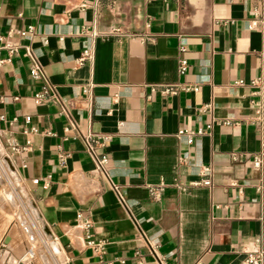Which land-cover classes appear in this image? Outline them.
<instances>
[{
	"label": "crops",
	"instance_id": "crops-1",
	"mask_svg": "<svg viewBox=\"0 0 264 264\" xmlns=\"http://www.w3.org/2000/svg\"><path fill=\"white\" fill-rule=\"evenodd\" d=\"M9 33L21 48L0 65V158L64 264H156L148 243L169 264H239L264 239V0H0V46ZM24 47L53 102H35L44 82ZM87 130L106 138L105 174Z\"/></svg>",
	"mask_w": 264,
	"mask_h": 264
},
{
	"label": "built area",
	"instance_id": "built-area-1",
	"mask_svg": "<svg viewBox=\"0 0 264 264\" xmlns=\"http://www.w3.org/2000/svg\"><path fill=\"white\" fill-rule=\"evenodd\" d=\"M34 29L32 27H29L26 31L17 32L16 34L19 37H24L26 35L32 34ZM11 33H9L8 38L1 40L2 44L0 46V50H5L8 53L9 58L7 60L0 59V65L3 64L6 61H9V59L13 56H16L19 52V49L21 48L17 43H13L11 40H9ZM260 54L262 57H264V47L261 49ZM24 56L27 57L30 61V68H29V74L30 76L35 80H41L44 82V86L42 88V91L34 95V100L36 103H49L53 102L54 96L51 93V89L49 85L47 84L44 74L41 70V67L37 61V59L33 56L31 49L29 47H24ZM93 58V52L91 49L84 50L79 58L75 61L77 66H81L84 63L88 62L89 60H92ZM187 69V62L186 60H179L178 62V73L183 74ZM155 87L153 86V89ZM184 91H196L195 88L190 87H184L182 88ZM88 91V88L85 89V92ZM177 91V87L172 86H164L161 87V93L163 95H170L174 94ZM26 123L30 121L29 117L25 118ZM202 131H197L196 133L192 131H185L183 133H179L182 136H185L187 140H191L192 137L195 134H200ZM82 139L84 142L85 152L90 158V160L95 164L96 170L100 174H105L107 167H108V159L104 155L98 154V148H100L103 144V141L106 139L103 136L96 135L91 130H87L83 135ZM264 145L262 147V150L260 151L259 155H256L253 160V166L255 169H258L259 171L264 173ZM64 158L65 157H59V162L61 164H64ZM209 168H205L204 172H208ZM202 184H209L208 181H202ZM164 186L163 185H157V186H150L148 188V194L149 197L154 201H159L161 198V194L163 191ZM260 188H257L256 191L259 192ZM115 191H117V188L115 187ZM119 199L121 202H124L123 198L119 195ZM77 222L79 224V228L83 232V237L86 240V245L89 247H93L95 250H101V244L95 243L92 239V235L90 233L91 228V221L89 218H84L82 216L77 217ZM148 248L150 253L155 257L156 264H169L166 259L162 256H160L157 253V247L151 245L148 243ZM244 258L239 264H264V239L260 241L258 245L252 246L249 249H246L243 251Z\"/></svg>",
	"mask_w": 264,
	"mask_h": 264
},
{
	"label": "rangeland",
	"instance_id": "rangeland-1",
	"mask_svg": "<svg viewBox=\"0 0 264 264\" xmlns=\"http://www.w3.org/2000/svg\"><path fill=\"white\" fill-rule=\"evenodd\" d=\"M5 158H0V218L4 217L6 207L10 215L0 223V260L5 258V250L11 249L15 259L23 264H64L54 241L43 233L36 220L34 207L22 190L7 186V180L17 184L14 174L7 171ZM1 221V219H0ZM9 237L8 243L5 238ZM58 250V252H57Z\"/></svg>",
	"mask_w": 264,
	"mask_h": 264
},
{
	"label": "water",
	"instance_id": "water-1",
	"mask_svg": "<svg viewBox=\"0 0 264 264\" xmlns=\"http://www.w3.org/2000/svg\"><path fill=\"white\" fill-rule=\"evenodd\" d=\"M8 241H9V237H6L4 242L8 243Z\"/></svg>",
	"mask_w": 264,
	"mask_h": 264
}]
</instances>
